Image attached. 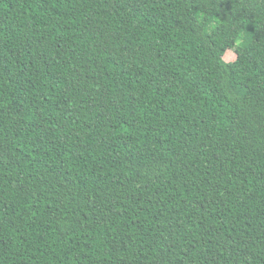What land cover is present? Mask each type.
I'll use <instances>...</instances> for the list:
<instances>
[{
	"label": "trees",
	"instance_id": "obj_1",
	"mask_svg": "<svg viewBox=\"0 0 264 264\" xmlns=\"http://www.w3.org/2000/svg\"><path fill=\"white\" fill-rule=\"evenodd\" d=\"M0 264H264V0H0Z\"/></svg>",
	"mask_w": 264,
	"mask_h": 264
},
{
	"label": "rangeland",
	"instance_id": "obj_2",
	"mask_svg": "<svg viewBox=\"0 0 264 264\" xmlns=\"http://www.w3.org/2000/svg\"><path fill=\"white\" fill-rule=\"evenodd\" d=\"M251 40V36L248 33H243L240 37L238 45L240 46H247ZM234 53L232 51H227L224 55V60L226 62L232 61L234 59Z\"/></svg>",
	"mask_w": 264,
	"mask_h": 264
}]
</instances>
